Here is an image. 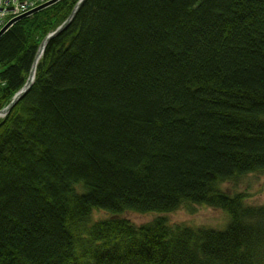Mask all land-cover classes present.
I'll use <instances>...</instances> for the list:
<instances>
[{"label":"trees","instance_id":"obj_1","mask_svg":"<svg viewBox=\"0 0 264 264\" xmlns=\"http://www.w3.org/2000/svg\"><path fill=\"white\" fill-rule=\"evenodd\" d=\"M79 1L0 37L1 112L72 15L0 118V264H264V204L221 188L264 170V0ZM192 205L226 226L125 215Z\"/></svg>","mask_w":264,"mask_h":264},{"label":"rangeland","instance_id":"obj_2","mask_svg":"<svg viewBox=\"0 0 264 264\" xmlns=\"http://www.w3.org/2000/svg\"><path fill=\"white\" fill-rule=\"evenodd\" d=\"M50 1L52 0H0V32L9 25L1 36L20 19L43 10L60 0L32 13V11ZM41 45L42 43L40 44L39 49ZM40 58L37 59V64L40 61ZM8 112L9 109L7 111L2 110L0 112V118L5 117ZM221 188L229 194H244L245 202L247 204L262 205L264 204V170L261 172L249 173L236 181L223 183ZM125 215L135 225H142L151 222L158 216H163L173 225L209 226L218 229H223L228 222V215L225 212L205 205H192L191 208L181 207L180 209L165 214L127 212ZM92 216L94 219H100L108 216V213L97 210L93 211Z\"/></svg>","mask_w":264,"mask_h":264},{"label":"water","instance_id":"obj_3","mask_svg":"<svg viewBox=\"0 0 264 264\" xmlns=\"http://www.w3.org/2000/svg\"><path fill=\"white\" fill-rule=\"evenodd\" d=\"M56 1H58V0H52V1H50L49 3H46V4H44L43 6H41V7L37 8V9H35L34 11H32V13L35 12V11H37V10H40V9H42V8L47 7V6L53 4V3L56 2ZM82 1H83V0H80V1L77 3V6H76V8H75V11L79 8V6H80V4L82 3ZM75 11H74V12H75ZM74 12H73V13H74ZM71 18H72V15L70 16V18H69L65 23H63V24L57 29V31H60L62 28H64V27L70 22ZM8 26H9V25H7L6 28H8ZM6 28H5V29H6ZM5 29L2 30V31L0 32V36H1V34L5 31ZM57 31H55V32H53V33H51V34H49V35L46 36V38L43 40L42 45H41V47H40V49H39V51H38V54H37V57H36V60H35V64L33 65V68H32V70H31V73H30V75H29V77H28V79H27L25 85H24L23 88H22V89H21V90L15 95V99H14V101L11 103L10 106H8V108L5 109L6 111H7L8 109L10 110V107L15 103V101L18 100V99H19L24 93H26L27 90L30 88L31 84H32L33 81H34V77H35V73H36L37 59H39V58L41 57V55H42L43 52H44V48H45L47 42L49 41V39H50L54 34L57 33ZM31 76H33V77L31 78ZM31 79H32V80H31Z\"/></svg>","mask_w":264,"mask_h":264},{"label":"bare ground","instance_id":"obj_4","mask_svg":"<svg viewBox=\"0 0 264 264\" xmlns=\"http://www.w3.org/2000/svg\"><path fill=\"white\" fill-rule=\"evenodd\" d=\"M33 76H31V78H32ZM32 80V79H31Z\"/></svg>","mask_w":264,"mask_h":264}]
</instances>
